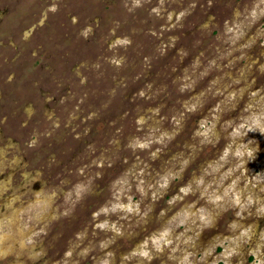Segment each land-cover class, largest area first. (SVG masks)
<instances>
[{"label": "rangeland", "instance_id": "rangeland-1", "mask_svg": "<svg viewBox=\"0 0 264 264\" xmlns=\"http://www.w3.org/2000/svg\"><path fill=\"white\" fill-rule=\"evenodd\" d=\"M0 18V264H264V0Z\"/></svg>", "mask_w": 264, "mask_h": 264}, {"label": "bare ground", "instance_id": "bare-ground-1", "mask_svg": "<svg viewBox=\"0 0 264 264\" xmlns=\"http://www.w3.org/2000/svg\"><path fill=\"white\" fill-rule=\"evenodd\" d=\"M4 227V226H2ZM5 228V227H4ZM3 228V229H4ZM6 237L5 235H3V237L1 238V243L3 244V246H0V253L2 252H7V248L9 247V244H10V239H12V237ZM18 240V239H17ZM13 245H11V248H12ZM14 247V246H13ZM10 248V249H11ZM13 249V248H12Z\"/></svg>", "mask_w": 264, "mask_h": 264}, {"label": "flooded vegetation", "instance_id": "flooded-vegetation-1", "mask_svg": "<svg viewBox=\"0 0 264 264\" xmlns=\"http://www.w3.org/2000/svg\"><path fill=\"white\" fill-rule=\"evenodd\" d=\"M0 19H1V18H0ZM10 240H11V239H10ZM12 242H13V241H12ZM11 245H13V244H11ZM14 245H15V244H14ZM14 245H13V246H14ZM3 253H5V252L0 253V256H1Z\"/></svg>", "mask_w": 264, "mask_h": 264}, {"label": "trees", "instance_id": "trees-1", "mask_svg": "<svg viewBox=\"0 0 264 264\" xmlns=\"http://www.w3.org/2000/svg\"><path fill=\"white\" fill-rule=\"evenodd\" d=\"M113 113V112H112ZM119 114V113H118ZM120 114H123V115H125L126 114V111H124L123 113L121 112Z\"/></svg>", "mask_w": 264, "mask_h": 264}]
</instances>
